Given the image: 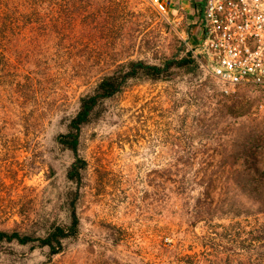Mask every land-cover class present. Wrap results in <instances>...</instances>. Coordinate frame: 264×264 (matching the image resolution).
<instances>
[{
	"label": "rangeland",
	"instance_id": "1",
	"mask_svg": "<svg viewBox=\"0 0 264 264\" xmlns=\"http://www.w3.org/2000/svg\"><path fill=\"white\" fill-rule=\"evenodd\" d=\"M195 36L150 0H0V229L67 222L75 192L80 218L60 253L0 242V264H158L179 240L203 264H264V110L200 64L128 79L81 129V183L67 176L57 137L80 98Z\"/></svg>",
	"mask_w": 264,
	"mask_h": 264
},
{
	"label": "built area",
	"instance_id": "2",
	"mask_svg": "<svg viewBox=\"0 0 264 264\" xmlns=\"http://www.w3.org/2000/svg\"><path fill=\"white\" fill-rule=\"evenodd\" d=\"M161 14L168 0H150ZM189 49L201 67L233 94L248 90L264 110V0H202Z\"/></svg>",
	"mask_w": 264,
	"mask_h": 264
},
{
	"label": "trees",
	"instance_id": "3",
	"mask_svg": "<svg viewBox=\"0 0 264 264\" xmlns=\"http://www.w3.org/2000/svg\"><path fill=\"white\" fill-rule=\"evenodd\" d=\"M191 63L200 64L189 47H186V53L183 56L164 58L160 64L150 63L142 59L130 60L124 65L121 64L115 72L103 76L92 92L80 98L79 109L71 118L68 130L60 133L57 137V141L65 148L72 150L75 155V159L67 171L68 178L76 182L77 185L82 181V171L86 167L87 162L78 154L81 129L92 120L95 110L106 98L119 92L130 78L139 76H146L152 79L167 78L171 75L174 67H185ZM3 73L9 74L10 71H0V76ZM77 195L78 193L75 192L70 200L69 220L67 222H51L46 226L42 234L37 233L35 230L9 231L0 229V242H16L21 245L31 244L34 247H47L52 254L60 253L64 250L66 240L76 237L79 233L80 218L76 208ZM254 239L263 241L264 236ZM179 242V244L174 245L168 250L172 253L171 257L173 258H169L167 262H159L158 264H203L199 260L197 252L194 254L183 253V241L179 240ZM211 264L219 263L212 261Z\"/></svg>",
	"mask_w": 264,
	"mask_h": 264
},
{
	"label": "crops",
	"instance_id": "4",
	"mask_svg": "<svg viewBox=\"0 0 264 264\" xmlns=\"http://www.w3.org/2000/svg\"><path fill=\"white\" fill-rule=\"evenodd\" d=\"M202 0H168V15L174 22H195L198 12H201ZM195 28V27H194Z\"/></svg>",
	"mask_w": 264,
	"mask_h": 264
}]
</instances>
